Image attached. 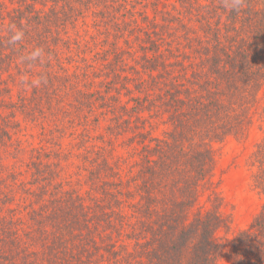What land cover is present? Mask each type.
Wrapping results in <instances>:
<instances>
[{
    "label": "trees",
    "instance_id": "16d2710c",
    "mask_svg": "<svg viewBox=\"0 0 264 264\" xmlns=\"http://www.w3.org/2000/svg\"><path fill=\"white\" fill-rule=\"evenodd\" d=\"M14 1L0 0V97L12 98L4 74L39 70L42 93L19 99L32 119L54 115L48 107L62 89L77 87L74 107H87V121L107 119L111 136L137 128L145 112L166 115L171 130L142 142V162L131 176L121 158L109 154L113 148L86 149L88 197L58 190L32 212L30 231L13 217L17 227L0 228V264H218L225 255L234 264H264V206L251 227L225 245L216 232L230 225L212 190L213 145L248 139L264 89V0H241L238 10L230 0H178L155 13L159 21L135 8L159 0ZM89 18L94 36L81 28ZM85 39L100 47L88 50L106 77L103 90L82 91L56 72L65 69L61 55L85 46ZM132 40L144 53L134 62L148 77L131 67L138 75L134 89L125 74ZM124 91L138 95L125 101ZM258 115L264 123V106ZM251 161L253 184L264 194V137ZM51 166L38 162L36 179H49ZM205 190H212L211 206L198 207Z\"/></svg>",
    "mask_w": 264,
    "mask_h": 264
},
{
    "label": "rangeland",
    "instance_id": "374dc122",
    "mask_svg": "<svg viewBox=\"0 0 264 264\" xmlns=\"http://www.w3.org/2000/svg\"><path fill=\"white\" fill-rule=\"evenodd\" d=\"M4 1L10 5L9 0ZM17 1H14L15 5ZM174 1L178 0H169V2L159 0L155 2V5L148 3L147 9L140 5H135V8L136 11L139 10V13L150 15L152 20L156 16L159 21L162 18L161 14L155 13L172 9L170 6L166 8V5ZM91 21L92 19L89 18L87 26L81 28H87L90 36H94ZM85 40L89 41L85 46L74 47L71 54L61 55L65 69L60 70L56 67V72L59 75H68L70 77L68 82L78 83L82 91L103 90L105 87L101 82L106 81V77L102 73L103 70H99L102 69L100 63L95 62L93 53L88 50L89 47L94 50L100 47L90 39ZM120 42L126 47L123 41ZM128 47L134 51V54L131 58L125 57L127 59L125 74L132 77L133 82H130V87L134 89L133 84L138 75L131 67L140 72L139 76L148 77L143 73L144 70L140 65L134 62L135 58L139 61L144 54L140 51L138 42L132 40ZM37 71L39 70H34L35 73L29 75L15 70L12 71L15 73V78H8L7 74L2 76L7 79L5 83L9 85V88H12V98L6 94L0 97V140L3 141L0 147V226H2L0 228L8 230L17 225L16 222L11 221L14 217L13 219L18 221L23 232L30 231L33 227V221L30 220L32 212L47 203L58 190L69 192L70 195L88 197L87 193H90L92 183L89 177L91 168H89L90 165L87 167L88 164L84 159V155L89 156L86 154V149L92 154L99 148L107 150L113 148L108 151L109 154L113 157L117 155L116 159L121 158L125 174L131 176L136 174L142 162V142L149 143L150 138L153 137L163 139L171 130L166 115H152L145 112V120L135 123L137 128L131 125L132 131L121 133L120 136H111V130L108 131L110 122L107 119L101 117L96 120L92 117L87 121L83 116L87 114V107H83L82 111L74 107L76 92L73 91L77 87L62 89V96L48 107L54 115H47L44 119L35 116L32 119L27 109H21L18 106L22 96L33 97L36 96L35 94L42 93L41 78ZM120 81L116 79L115 83ZM91 82L94 83L86 87V84ZM2 88L0 87V92ZM133 95L138 93L132 91L131 94H127L124 91L123 99L129 101ZM263 106L264 89L260 93L254 125L246 141L230 137L223 143L213 145L216 168L212 178V190H215L222 199L223 205L220 210L230 225V228L219 229L216 236L218 241L225 245L238 232L250 228L264 206V194L253 184L257 168L251 161L256 146L264 137V123L259 120L258 115ZM14 113H16L15 117ZM139 133L143 136L133 138ZM7 134L9 138L6 137ZM108 140H111V143H108ZM38 162L52 164L49 169H45L46 173L50 174L46 181L36 179L35 169ZM131 188L134 191L133 186ZM212 190L202 192L198 207L211 206L209 201L212 200L210 199ZM218 264H234V262L225 255L219 259Z\"/></svg>",
    "mask_w": 264,
    "mask_h": 264
},
{
    "label": "clouds",
    "instance_id": "9594fccd",
    "mask_svg": "<svg viewBox=\"0 0 264 264\" xmlns=\"http://www.w3.org/2000/svg\"><path fill=\"white\" fill-rule=\"evenodd\" d=\"M230 5L233 9L238 10L241 5V0H230Z\"/></svg>",
    "mask_w": 264,
    "mask_h": 264
}]
</instances>
